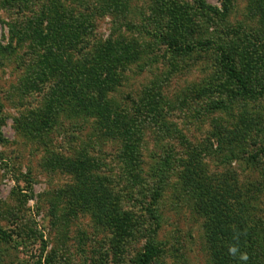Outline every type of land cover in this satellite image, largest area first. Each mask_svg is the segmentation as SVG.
Returning a JSON list of instances; mask_svg holds the SVG:
<instances>
[{"label": "rangeland", "instance_id": "obj_1", "mask_svg": "<svg viewBox=\"0 0 264 264\" xmlns=\"http://www.w3.org/2000/svg\"><path fill=\"white\" fill-rule=\"evenodd\" d=\"M194 176L263 185L264 0H0V264H213Z\"/></svg>", "mask_w": 264, "mask_h": 264}, {"label": "trees", "instance_id": "obj_2", "mask_svg": "<svg viewBox=\"0 0 264 264\" xmlns=\"http://www.w3.org/2000/svg\"><path fill=\"white\" fill-rule=\"evenodd\" d=\"M167 44L173 48L174 51L179 53H188L197 48L196 44L190 46H177L174 43H169L168 37L165 38ZM124 41L119 40V43L110 45L111 53L114 55V61L116 65H112V61L108 60V56L105 59L106 64V79L114 76V66H119L120 60L115 58L117 53L123 54L126 49ZM200 48H206L212 45V42L207 40L197 43ZM218 49L219 63L225 69L227 74L238 85L239 89L244 94H252L249 91L248 83L246 79L239 73L234 60L223 50L221 46L216 47ZM127 56H124L123 62H127ZM121 61V62H122ZM122 62V63H123ZM111 64V65H109ZM124 64V63H123ZM122 66V65H121ZM125 65H123L124 67ZM113 71V72H112ZM79 74L85 77L81 82L84 88L77 89V93L74 97L75 105L74 112L85 113L87 115L95 114L98 111L103 112V119L107 120V117H111V121L118 115L113 105L105 98L98 101L92 97L83 98V91L90 92L97 85L95 78H92L94 71L81 70ZM93 80V81H92ZM89 81H92L90 84ZM91 87L92 84H94ZM263 88V87H261ZM90 89V91H89ZM260 91H256L255 95L260 94ZM94 96V95H92ZM263 130V129H262ZM190 173L189 175H191ZM195 176L188 178L185 182L195 188V192L198 195L197 203L200 206V210L206 217L205 224L207 237L210 244V255L213 264H264V225L261 220L256 217L252 212L251 203L257 200L259 197L260 189L263 190V185L256 183L255 186H245L238 188L236 185H232L231 182L223 181L220 179L218 184L205 183L199 184L195 182ZM256 187V190L254 188ZM110 214V213H109ZM235 249V251H230ZM158 249L153 243L146 245L145 252L137 259L135 264H152L153 260L157 256ZM246 257V258H245Z\"/></svg>", "mask_w": 264, "mask_h": 264}, {"label": "clouds", "instance_id": "obj_3", "mask_svg": "<svg viewBox=\"0 0 264 264\" xmlns=\"http://www.w3.org/2000/svg\"><path fill=\"white\" fill-rule=\"evenodd\" d=\"M230 251H233V252H234V251H235V249H230ZM245 258H246V257H245Z\"/></svg>", "mask_w": 264, "mask_h": 264}]
</instances>
